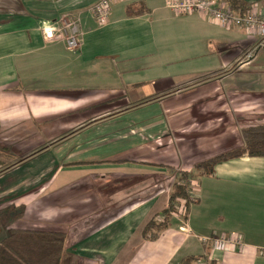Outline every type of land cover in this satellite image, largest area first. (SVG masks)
I'll return each instance as SVG.
<instances>
[{
	"label": "crops",
	"instance_id": "1",
	"mask_svg": "<svg viewBox=\"0 0 264 264\" xmlns=\"http://www.w3.org/2000/svg\"><path fill=\"white\" fill-rule=\"evenodd\" d=\"M97 1L0 0V241L9 230L63 233L61 264H264V157L193 179L194 201H180L155 241L142 231L170 188L142 197L115 186L167 166L193 173L241 146L234 120L257 97L264 105V79L256 90L237 74L264 41L174 17L164 0L114 1L99 26L88 12ZM133 3L144 12L130 16ZM64 17L80 20L75 51L42 34ZM231 234L241 249L207 241Z\"/></svg>",
	"mask_w": 264,
	"mask_h": 264
},
{
	"label": "trees",
	"instance_id": "2",
	"mask_svg": "<svg viewBox=\"0 0 264 264\" xmlns=\"http://www.w3.org/2000/svg\"><path fill=\"white\" fill-rule=\"evenodd\" d=\"M239 15L246 13L251 4L243 0H223ZM137 4V5H136ZM144 12L142 5L129 4L127 13L139 15ZM241 146L227 153L208 159L197 168L204 169L203 175H210L216 164L243 156L251 158L264 157V125L249 127L241 130ZM36 153L20 159L16 163L27 161ZM180 201H184V208L188 210L192 204L188 200L184 186L178 185L174 193L170 194L169 204L160 216L151 219L142 231V236L148 241H155L170 223ZM65 234L41 231L9 230L6 237L0 241V264H61L64 257ZM197 259L185 258L180 264H196Z\"/></svg>",
	"mask_w": 264,
	"mask_h": 264
},
{
	"label": "built area",
	"instance_id": "3",
	"mask_svg": "<svg viewBox=\"0 0 264 264\" xmlns=\"http://www.w3.org/2000/svg\"><path fill=\"white\" fill-rule=\"evenodd\" d=\"M114 1L132 0H99L89 13L99 26H105L109 21L110 5ZM260 8L256 4L239 15L223 0H164V7L174 17L198 15L223 30L238 29L251 37L264 41V0ZM44 40L48 42L62 41L69 51H75L80 46L81 25L78 18H63L42 29ZM261 44V43H260ZM213 249L231 252L241 249V237L236 234L222 235L215 239H207Z\"/></svg>",
	"mask_w": 264,
	"mask_h": 264
},
{
	"label": "rangeland",
	"instance_id": "4",
	"mask_svg": "<svg viewBox=\"0 0 264 264\" xmlns=\"http://www.w3.org/2000/svg\"><path fill=\"white\" fill-rule=\"evenodd\" d=\"M65 18V17H64ZM61 20V19H60ZM216 31L223 32V30H219V28H214ZM244 57L242 58V60ZM245 60V59H244ZM252 66L249 68V72H242L241 74H237V77H243L242 79H250L249 77H252L256 81V90L258 89L261 80L264 79L263 76V70H264V49L262 48L259 50L253 57H252ZM223 73H220V75ZM240 79V78H239ZM260 88V87H259ZM259 99L256 100V102H253L254 108L248 110V114L245 116L243 113L240 114L242 116H238L235 118L234 122L238 130L241 132V130L249 128V127H255L259 125H264V105L263 99L260 97H257ZM249 105H252V102L249 103ZM245 111V110H244ZM253 112V114H251ZM246 113V112H245ZM18 158L16 162L19 160ZM200 164V163H199ZM197 164V165H199ZM197 165L193 167L195 171L193 173L189 172H184L181 171L180 167H169L165 166V174L164 175H157L156 177H146L142 176V179L140 183H122L119 186L115 184V186L118 188V190H122L125 195L136 193L137 191L139 192L140 190V195L143 197L148 194H153L156 190L159 191L161 189H166L167 187L170 188V194L174 193L176 190V187L178 185L184 186L186 189V194L188 195V200L193 202V186L191 184V181L194 179L197 180L198 176L203 175L205 170L197 168ZM157 184L156 189L154 188V185ZM112 186H114V183H111ZM122 192V193H123ZM122 195V194H120ZM108 199V198H107ZM184 202V201H183Z\"/></svg>",
	"mask_w": 264,
	"mask_h": 264
}]
</instances>
